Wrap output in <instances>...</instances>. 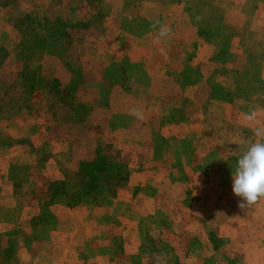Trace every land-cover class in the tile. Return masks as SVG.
Instances as JSON below:
<instances>
[{
  "label": "rangeland",
  "instance_id": "obj_1",
  "mask_svg": "<svg viewBox=\"0 0 264 264\" xmlns=\"http://www.w3.org/2000/svg\"><path fill=\"white\" fill-rule=\"evenodd\" d=\"M155 20L168 37L158 40ZM258 126L264 0H0V150L32 155L9 164L33 177L20 201L43 213L49 182L71 185L99 147L129 170L123 186L101 184L96 203L69 208L58 195L47 224L20 222L0 264L45 253L55 230L65 264L67 250L92 264L89 236L91 246L109 236L123 264H264V198L241 209L232 191Z\"/></svg>",
  "mask_w": 264,
  "mask_h": 264
},
{
  "label": "crops",
  "instance_id": "obj_2",
  "mask_svg": "<svg viewBox=\"0 0 264 264\" xmlns=\"http://www.w3.org/2000/svg\"><path fill=\"white\" fill-rule=\"evenodd\" d=\"M60 73V70H59ZM64 76V73H62ZM59 77V76H56ZM61 78V77H59ZM10 135H12L10 133ZM32 141V136H30ZM15 148L7 149V150H0V161L3 159L4 163L1 166L0 169V243L6 242L7 239H5L8 236V233L12 231L17 225L22 221L31 220L33 215L37 214V209L33 206L20 201L19 195L17 194V190L21 188V186L29 185L32 186V176L30 173H24L23 175L17 176V172L14 170H9L10 163L12 164L13 160L15 162L19 163H26L29 158H31V154L29 153V150L24 146L20 145L21 153L15 155ZM12 151V152H11ZM18 153V152H16ZM35 159V158H34ZM36 164V163H35ZM7 169H3V168ZM46 173V174H45ZM45 176L51 175L53 172H45ZM54 202H61L59 199V196H57L54 200ZM58 205L52 204L50 207L51 213L58 212ZM62 209V207H61ZM68 209V208H65ZM37 210V211H35ZM32 221V220H31ZM65 222V220H63ZM51 222H54L53 220ZM59 222V221H57ZM55 234H52L49 236V239L47 240V250L46 252L42 253H36V255H33V253L29 254V251L18 250L17 256H15V260L11 259L10 262H7L5 264H65L67 260L65 257V252L61 249H58L59 244L62 242L63 235L59 234L55 230ZM65 235V234H64ZM109 236H104L101 243L97 244L96 246H91V242H96V236H89L88 238H85L83 240L90 241L87 242L86 245L87 254L91 258V263L93 264H123L124 261H121L120 258L114 260V254L113 251L111 252L110 247L112 246L109 242L110 240ZM129 239V238H126ZM133 239V238H131ZM132 241V240H131ZM49 243V244H48ZM54 245V250H51L50 247ZM1 247V246H0ZM73 248V247H72ZM53 252L52 256L51 253ZM70 255H72V262L71 264H77V257H74L75 251L68 252ZM135 254L138 255L137 252L133 253V251L129 252L126 250L122 258L127 259L129 254ZM55 255L56 258H60L61 262H57V259H54L53 256ZM62 256V257H61ZM50 258L54 259L50 261ZM113 258V259H112ZM0 259H3L0 253ZM123 259V260H124ZM90 264V263H89Z\"/></svg>",
  "mask_w": 264,
  "mask_h": 264
},
{
  "label": "trees",
  "instance_id": "obj_3",
  "mask_svg": "<svg viewBox=\"0 0 264 264\" xmlns=\"http://www.w3.org/2000/svg\"><path fill=\"white\" fill-rule=\"evenodd\" d=\"M52 82L58 88V81L52 80ZM128 178L127 161L123 158L111 161L102 148L99 147L92 158L78 162L71 185H68L66 180H53L49 182L42 193L46 198L42 206L47 208H45L43 213L34 216L32 220L33 222H47L50 215L49 207L58 195L66 196V205L69 208L92 204L97 202L94 197L98 193L101 184L115 190L123 186L128 181ZM211 240L214 245L212 236Z\"/></svg>",
  "mask_w": 264,
  "mask_h": 264
},
{
  "label": "clouds",
  "instance_id": "obj_4",
  "mask_svg": "<svg viewBox=\"0 0 264 264\" xmlns=\"http://www.w3.org/2000/svg\"><path fill=\"white\" fill-rule=\"evenodd\" d=\"M151 28L157 31L158 40L171 33L170 27L161 24L159 20L153 21ZM129 115L143 119L137 109H132ZM246 119L255 121L257 111L250 110ZM252 137L246 150L236 159L232 172V191L240 198L238 207L241 209H246L264 198V126L254 127Z\"/></svg>",
  "mask_w": 264,
  "mask_h": 264
}]
</instances>
